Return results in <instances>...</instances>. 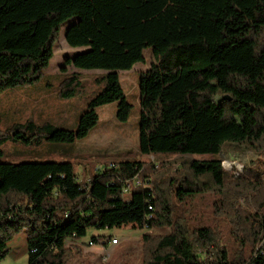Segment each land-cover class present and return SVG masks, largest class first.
<instances>
[{
    "label": "trees",
    "instance_id": "trees-1",
    "mask_svg": "<svg viewBox=\"0 0 264 264\" xmlns=\"http://www.w3.org/2000/svg\"><path fill=\"white\" fill-rule=\"evenodd\" d=\"M74 17L65 41L88 49L65 63L104 71L96 78L103 87L73 130L7 121L0 157H68L96 125V108L113 101L116 118L126 121L131 105L118 71L143 61L150 47L153 61L139 76V151L179 155L180 168L150 187L145 177L156 169L140 161L104 168L84 184L70 161L0 162V260L22 232L27 264H67L71 243L89 229L131 225L168 229L141 235L139 264H264V161L234 177L219 158L189 156L218 154L228 144L264 155V0H0V96L44 76L59 27ZM81 83L71 72L57 96L73 97ZM135 177L138 185L125 186ZM199 193L215 196L208 224L186 212ZM221 222L228 225L222 247Z\"/></svg>",
    "mask_w": 264,
    "mask_h": 264
},
{
    "label": "rangeland",
    "instance_id": "rangeland-1",
    "mask_svg": "<svg viewBox=\"0 0 264 264\" xmlns=\"http://www.w3.org/2000/svg\"><path fill=\"white\" fill-rule=\"evenodd\" d=\"M75 21L74 17L59 27L54 39L53 55L43 70L44 76L34 84L10 90L0 96V116L2 118L0 127H3L7 121L22 122L32 119L37 122L47 120L60 128L72 130L76 128L79 115L86 108L88 101L103 87V83L97 82L96 78L104 71L75 69L65 63V58H71L88 49L87 47L69 46L65 41V31ZM143 58V61L135 63L130 69L118 71L120 86L126 101L131 105L126 121H119L116 118L117 101H113L96 108L98 115L96 125L84 138L75 141L74 152L70 156L54 155V157L35 158L28 155L6 154L0 157V162L17 163L48 159L70 161L74 166L77 181L84 184L91 175L104 168H113L114 165L123 161H140L147 164V169L151 165L157 170L153 173L148 172L151 175L147 174L145 179H149V182L162 179L167 181L168 175L180 168V156L147 155L139 151V76L140 72L147 70L153 61L150 47L143 50ZM71 72L79 73L81 86L73 97L61 99L57 96L58 85L61 79ZM219 99L220 97H216L217 101ZM7 148L9 151L14 150L12 144L7 145ZM189 156L197 160L219 158L222 167L230 171L234 177L244 174L245 171L251 175L254 170L252 167L256 165L262 167L259 165L264 161V155L245 146L233 144L225 145L218 154H191ZM259 169L262 170V168ZM260 179L264 182V172L261 173ZM149 182L147 180L149 186L152 187ZM131 193L132 188H129L123 195L128 198ZM198 195L202 196L193 198L186 212L208 224L214 219L211 209L215 196L213 193H199ZM244 201V197H239L236 204L242 207L245 204ZM146 230L148 229H140L131 225L89 229L87 236L79 242L71 243V256L67 264H139L143 252L141 235ZM148 231L152 235H158L168 232V229L155 227ZM227 232V223L221 222L219 242L221 247L228 241ZM91 235L106 238H101L105 240L104 242L101 240L90 244L88 238ZM111 238H117V243L112 244L109 241ZM258 243L255 248L263 241ZM16 252V255L9 252L4 259L0 260V264H27V255L19 253L18 250Z\"/></svg>",
    "mask_w": 264,
    "mask_h": 264
},
{
    "label": "crops",
    "instance_id": "crops-1",
    "mask_svg": "<svg viewBox=\"0 0 264 264\" xmlns=\"http://www.w3.org/2000/svg\"><path fill=\"white\" fill-rule=\"evenodd\" d=\"M9 252L13 255H16V250L19 251L21 254L27 255V242H26V236L22 232L16 236H14L9 242Z\"/></svg>",
    "mask_w": 264,
    "mask_h": 264
},
{
    "label": "built area",
    "instance_id": "built-area-1",
    "mask_svg": "<svg viewBox=\"0 0 264 264\" xmlns=\"http://www.w3.org/2000/svg\"><path fill=\"white\" fill-rule=\"evenodd\" d=\"M147 180H148V182H149V179H145V182H146V183H147ZM139 183H140V180H139L137 177H135V178H133V179L130 180V181H126L125 186H135V185H138ZM147 184H148V183H147ZM88 240H89V243H90V244L93 243L91 237H89ZM117 241H118L117 238H111V240H110V242H111L112 244L117 243ZM101 242H104V241H101Z\"/></svg>",
    "mask_w": 264,
    "mask_h": 264
}]
</instances>
